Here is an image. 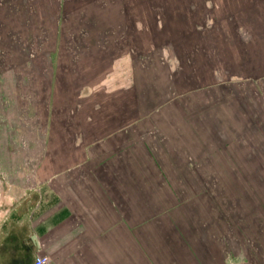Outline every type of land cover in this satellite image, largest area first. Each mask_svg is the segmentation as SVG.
Here are the masks:
<instances>
[{
    "label": "rangeland",
    "instance_id": "1",
    "mask_svg": "<svg viewBox=\"0 0 264 264\" xmlns=\"http://www.w3.org/2000/svg\"><path fill=\"white\" fill-rule=\"evenodd\" d=\"M127 1L143 6V26L131 27L127 13L125 28L91 30L94 42L81 28L47 30L46 44L29 30H0V182L47 150L53 164L65 162L54 153L73 122L69 78L83 75L81 85L87 68L110 70L111 85L96 94L125 105L126 140L120 153L66 174L78 187L69 203L85 210L116 180L158 186V212L189 194L228 255L234 242L248 264H264V0ZM37 192L27 206H38ZM141 200L154 213L146 189Z\"/></svg>",
    "mask_w": 264,
    "mask_h": 264
},
{
    "label": "crops",
    "instance_id": "2",
    "mask_svg": "<svg viewBox=\"0 0 264 264\" xmlns=\"http://www.w3.org/2000/svg\"><path fill=\"white\" fill-rule=\"evenodd\" d=\"M5 3L0 5V30L7 34L16 28L29 30L30 35H39L43 44L47 43V30L63 28L85 29L84 33L89 32L83 37L94 42L95 29L127 27V13L133 15L131 27L143 26V6L127 0H33L23 6L16 0ZM3 31L0 36H5ZM82 74L86 79L81 85L76 78L83 75L69 78V93L74 97L67 106L73 108V122L69 128L65 122V130L60 128L59 132L65 133L64 147L54 153L65 157V162L53 164L47 150L39 165L31 170L23 168L16 180L0 182V203L6 207L0 212V264H32L26 252L31 234L39 244L36 254L48 256L50 264H248L246 251L234 242L235 255H228L221 232L198 205L191 204L189 194L182 196L180 204L173 200L170 212H158L163 208L158 186L136 181L128 186L125 180H116L103 187L102 195L88 199L85 210L78 203H69L72 198L67 191L77 184L66 181V174H74L91 161L95 164L107 153H120L126 140L121 132L126 120L119 112L125 105L121 107L113 96L107 99L96 94L111 85L112 80H106L111 71L87 68ZM91 185L99 191L102 188L96 182ZM178 185L184 186L175 182L172 187L181 188ZM113 186L118 190L116 195L111 191ZM143 189L150 196L154 213L142 212ZM35 191L38 206L31 208L27 204ZM10 203L15 206L9 208Z\"/></svg>",
    "mask_w": 264,
    "mask_h": 264
},
{
    "label": "flooded vegetation",
    "instance_id": "3",
    "mask_svg": "<svg viewBox=\"0 0 264 264\" xmlns=\"http://www.w3.org/2000/svg\"><path fill=\"white\" fill-rule=\"evenodd\" d=\"M8 201L11 202L12 199L9 198ZM14 206L15 205H13V203L9 204V208L10 207L13 208ZM17 207H19V206L17 205ZM5 210H6V207L3 204L0 203V212H5ZM26 245H27L26 252H27L28 258L32 259V262H33V259H34L35 255L37 253L38 248H39L38 241H37V239H36L34 234H31L29 236V238L27 239Z\"/></svg>",
    "mask_w": 264,
    "mask_h": 264
},
{
    "label": "built area",
    "instance_id": "4",
    "mask_svg": "<svg viewBox=\"0 0 264 264\" xmlns=\"http://www.w3.org/2000/svg\"><path fill=\"white\" fill-rule=\"evenodd\" d=\"M49 258L46 255L36 254L32 264H48Z\"/></svg>",
    "mask_w": 264,
    "mask_h": 264
},
{
    "label": "bare ground",
    "instance_id": "5",
    "mask_svg": "<svg viewBox=\"0 0 264 264\" xmlns=\"http://www.w3.org/2000/svg\"><path fill=\"white\" fill-rule=\"evenodd\" d=\"M206 49V48H205ZM164 61V60H163ZM182 71V70H181ZM180 75V74H179ZM156 77V76H155ZM155 80V79H154ZM145 85V84H144Z\"/></svg>",
    "mask_w": 264,
    "mask_h": 264
},
{
    "label": "water",
    "instance_id": "6",
    "mask_svg": "<svg viewBox=\"0 0 264 264\" xmlns=\"http://www.w3.org/2000/svg\"><path fill=\"white\" fill-rule=\"evenodd\" d=\"M34 237V236H33Z\"/></svg>",
    "mask_w": 264,
    "mask_h": 264
}]
</instances>
